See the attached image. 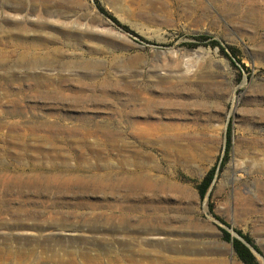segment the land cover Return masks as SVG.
I'll return each mask as SVG.
<instances>
[{"label": "rangeland", "instance_id": "obj_1", "mask_svg": "<svg viewBox=\"0 0 264 264\" xmlns=\"http://www.w3.org/2000/svg\"><path fill=\"white\" fill-rule=\"evenodd\" d=\"M263 189L264 0H0V264H264Z\"/></svg>", "mask_w": 264, "mask_h": 264}, {"label": "bare ground", "instance_id": "obj_2", "mask_svg": "<svg viewBox=\"0 0 264 264\" xmlns=\"http://www.w3.org/2000/svg\"><path fill=\"white\" fill-rule=\"evenodd\" d=\"M201 1V0H200ZM199 5V4H198ZM147 9V8H146ZM24 50H26L25 48H23L22 50H20V51H24ZM19 51V52H20ZM20 53H22V52H20ZM20 53H18L19 55H17L18 56V58L19 57H21V54ZM40 59V58H39ZM20 60H21V62L22 61H30V62H34L35 60L34 59H29V57H21L20 58ZM29 62V63H30ZM35 63H37V61L35 62ZM31 64V63H30ZM182 71V70H181ZM198 72H199V70H198ZM184 72H182L181 74H183ZM187 73V72H186ZM170 76V75H169ZM185 76V75H184ZM184 76L183 75H180V76H174V77H169V78H173V80H176V79H184ZM151 87V86H150ZM156 87V86H155ZM189 87V86H188ZM158 88H159V86H158ZM171 99V98H170ZM170 99H168L167 101L169 102V101H171ZM161 100V99H160ZM164 101V100H163ZM161 103V102H160ZM160 103H158V105L160 104ZM175 103V102H174ZM151 104V103H150ZM156 104V103H155ZM165 104H166V102H165ZM165 104H164V106H165ZM172 105H173V103H171ZM153 105V104H152ZM157 105V106H158ZM163 105V104H162ZM161 105V106H162ZM170 105V104H169ZM146 107H149V104H147L146 105ZM145 107V108H146ZM147 109V108H146ZM150 109V108H149ZM154 122V121H153ZM133 126V125H132ZM141 127V126H140ZM134 130H135V128H134ZM150 130V129H149ZM153 133H151V131H148V130H145V129H139L138 130V134L140 133L142 136H152V138H150V139H148V140H150V141H152V142H154V141H157V140H159L157 137H155V136H153V135H151V134H155L154 132L155 131H152ZM161 144L163 145L162 146V152H163V154H164V157L167 159V160H171V159H177V158H186L187 156H185V150H184V148L182 149V147L180 146V145H177V144H175L174 142H172V141H170V140H164V141H162L161 142ZM187 155V154H186ZM170 158V159H169ZM134 169H133V171H131V173L129 174L128 173V175H130V177L128 178L129 180H128V182L126 183V187H132L133 186V188H134V186H136V187H140V186H145V185H147V183H148V181H147V178L144 176V175H142V174H144L145 172H147L149 169H148V167H147V164L145 163V162H140V161H134ZM154 166V165H153ZM262 168V167H261ZM262 170V169H261ZM152 171V170H151ZM148 173V172H147ZM167 184V183H166ZM160 185V184H159ZM164 185V184H163ZM115 187H119L118 185H115ZM264 193V189H263V192H262V194ZM262 200H263V203H264V197L262 198ZM251 199H245L244 200V202H243V207H245V209L247 208V206H249V205H251ZM264 209V208H263Z\"/></svg>", "mask_w": 264, "mask_h": 264}, {"label": "trees", "instance_id": "obj_3", "mask_svg": "<svg viewBox=\"0 0 264 264\" xmlns=\"http://www.w3.org/2000/svg\"><path fill=\"white\" fill-rule=\"evenodd\" d=\"M117 25H119V22L114 18V17H110ZM126 28V27H124ZM198 39H203L205 38L204 36H199L197 37ZM211 44H215V45H219L218 42L216 41H212ZM230 144H231V127L228 126L227 128V135H226V152L225 155H227V152L229 151L230 148ZM216 173V168H211L206 175L203 177V179L197 184L196 188L198 191V194L201 198H204L213 179H214V175ZM211 210V209H210ZM218 218V217H216ZM219 219V218H218ZM246 242H248L250 245L253 246V248L255 250H257L259 252L258 247L253 243L252 239L250 237H248L247 235L243 234L241 231L239 230H235ZM221 232H222V238L228 242L231 243L232 248L234 253L236 254V256L238 257V259L243 263V264H259L255 255L251 252V250L244 245L240 240H238L235 237H232L230 235V233L221 228Z\"/></svg>", "mask_w": 264, "mask_h": 264}, {"label": "water", "instance_id": "obj_4", "mask_svg": "<svg viewBox=\"0 0 264 264\" xmlns=\"http://www.w3.org/2000/svg\"><path fill=\"white\" fill-rule=\"evenodd\" d=\"M224 226V225H223ZM225 227V226H224ZM227 229V231L230 233V235L232 236H234L235 238H237L238 240H240L244 245H246L250 250H251V252L254 254V255H256V256H261L260 255V253L257 251V250H255L254 248H253V246L252 245H250L248 242H246L236 231H234V230H229L228 228H226Z\"/></svg>", "mask_w": 264, "mask_h": 264}]
</instances>
